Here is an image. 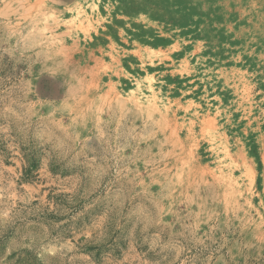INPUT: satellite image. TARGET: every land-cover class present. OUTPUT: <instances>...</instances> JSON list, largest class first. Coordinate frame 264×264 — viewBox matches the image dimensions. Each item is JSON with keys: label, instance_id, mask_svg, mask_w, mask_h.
Returning <instances> with one entry per match:
<instances>
[{"label": "rangeland", "instance_id": "1", "mask_svg": "<svg viewBox=\"0 0 264 264\" xmlns=\"http://www.w3.org/2000/svg\"><path fill=\"white\" fill-rule=\"evenodd\" d=\"M0 264H264V0H0Z\"/></svg>", "mask_w": 264, "mask_h": 264}]
</instances>
